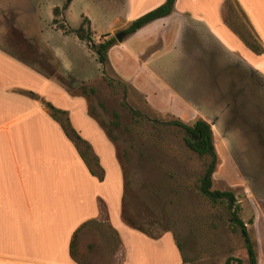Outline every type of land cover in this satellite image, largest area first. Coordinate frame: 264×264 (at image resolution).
<instances>
[{"label": "rangeland", "instance_id": "rangeland-1", "mask_svg": "<svg viewBox=\"0 0 264 264\" xmlns=\"http://www.w3.org/2000/svg\"><path fill=\"white\" fill-rule=\"evenodd\" d=\"M116 1L0 0V48L23 65L52 77L70 93L87 97L88 112L113 142L120 163L115 180L121 190L115 199L125 226L152 239L169 235L179 246L181 264H224L228 258L247 264L232 210L240 206L239 216L255 253L262 255L263 241L259 239L264 234L259 228L263 224L253 227V220L256 211L264 209V81L247 68L232 67L226 88L212 81L220 78L221 72L209 69L206 74L198 64L189 68L187 59L177 72L166 76L176 93L196 104V119L210 124L216 153L210 190L232 192L230 210L226 200L214 202L200 193L209 158L191 152L185 146L184 131L168 125L177 118L153 109L138 92L120 83L108 67L103 73L88 41L76 37L74 31L81 23L89 28L94 43L105 40L102 37L115 20L117 26L123 25L125 12L118 9ZM231 17L237 18L235 14ZM216 60L220 68V58ZM197 62L205 65L202 57H197ZM27 94L46 102L34 92ZM59 118L64 122L63 116ZM75 148L79 155L78 148L84 151L83 145ZM86 156L96 161L94 154ZM94 165L96 173L103 172V180L105 171ZM82 233L74 248L78 264H121L126 250L106 215L86 224ZM146 256L134 253L132 264H160L152 250L148 249Z\"/></svg>", "mask_w": 264, "mask_h": 264}, {"label": "crops", "instance_id": "crops-1", "mask_svg": "<svg viewBox=\"0 0 264 264\" xmlns=\"http://www.w3.org/2000/svg\"><path fill=\"white\" fill-rule=\"evenodd\" d=\"M164 2L117 0L125 22L117 26L115 20L102 38L122 32ZM248 40L256 42L261 52L253 51L245 43ZM107 56L110 72L153 109L191 122L199 110L174 91L167 74L177 72L187 59L189 68L198 64L206 74L209 69L221 72L212 81L226 88L232 67L247 68L264 81V0H175L170 15L146 24L121 43L116 41ZM197 57L204 59V66ZM216 58H220V68ZM18 61L0 48V264H78L75 252L70 255V243L74 236L75 241L83 238L85 224L102 214L126 250L121 264H132L134 253L146 256L148 249L160 264H181L169 235L139 236L122 222L115 199L121 190L115 180L116 150L97 118L88 112L87 97L70 93L52 77ZM27 92L68 112L72 128L89 144L105 171L103 180L90 172L93 162L89 160L88 165L80 157L44 104ZM205 100L210 103L209 98ZM259 223L264 234V209L254 214L253 227ZM259 240L264 249V235ZM256 258V264H264V251L256 253Z\"/></svg>", "mask_w": 264, "mask_h": 264}, {"label": "trees", "instance_id": "trees-1", "mask_svg": "<svg viewBox=\"0 0 264 264\" xmlns=\"http://www.w3.org/2000/svg\"><path fill=\"white\" fill-rule=\"evenodd\" d=\"M175 0H165V2L160 5L159 7L147 12L146 14L136 18L133 20L122 32H124L125 36L131 35L135 33L137 30L145 26L146 24L159 19L166 17L170 15L172 12L173 6H174ZM54 11H57L55 9ZM85 21L88 22L86 19ZM76 37L80 41H88L91 51L96 55L98 63L103 67V73L108 67V50L115 45L116 40L114 37L107 38L105 40L100 41L99 43H94L91 35L89 33V28L85 27L83 23L79 25V27L74 31ZM253 51L256 53L261 52L259 46L255 43H247ZM25 63V62H24ZM111 83V82H110ZM120 83H123L120 80ZM31 96H34L33 94H30ZM44 106L48 109L51 116L54 118V120L58 121L64 130L65 134L72 140L73 144L78 148L80 145H83L84 151H81V149L78 148L80 156L82 159L89 165V160L87 159L86 153H91V148L89 144L82 140L81 137L78 135V133L71 127L67 113L65 111L59 110L55 108L53 105H51L48 102L43 103ZM134 115H136L135 112L130 110ZM59 116L64 117V122L59 118ZM113 116L117 118V114L114 113ZM168 125H173L175 127L181 128L185 136L183 138L185 146L194 154H196L199 158L202 157H208L209 162L205 171V177L201 180V186L199 187L200 193L211 201H220V200H226L228 203V207L231 210L234 203V195L232 192L224 191L219 192L215 190H210L211 188V176L214 172L215 165H216V153L214 149V143H213V136H212V130L210 127V124L205 122L202 119H195L191 124H186L178 119H173L172 121L168 122ZM95 156V155H94ZM96 161L90 160L91 164H95L98 169L100 168L98 166V160L95 156ZM94 165V166H95ZM92 166V165H90ZM90 172L94 175H97V177L101 180L102 175H99L94 171L93 168L89 169ZM241 208L240 206H235L232 210V217H233V223L237 227L240 228L243 241H244V248L247 253V262L248 264H256L257 258L256 253L253 247V243L251 242L249 235L247 233L245 224L241 220L239 216ZM87 224V223H86ZM85 224V225H86ZM177 249H179V246L176 244ZM74 248H75V236L72 239L70 243V255H74ZM224 264H243V261L238 258H228Z\"/></svg>", "mask_w": 264, "mask_h": 264}, {"label": "water", "instance_id": "water-1", "mask_svg": "<svg viewBox=\"0 0 264 264\" xmlns=\"http://www.w3.org/2000/svg\"><path fill=\"white\" fill-rule=\"evenodd\" d=\"M124 37H125L124 32H118V33L114 36L115 40H116L118 43H121Z\"/></svg>", "mask_w": 264, "mask_h": 264}]
</instances>
